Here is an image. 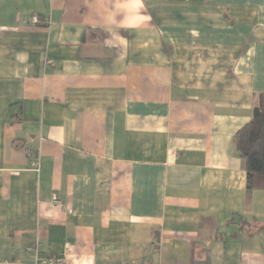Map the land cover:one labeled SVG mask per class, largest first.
Instances as JSON below:
<instances>
[{
	"label": "crops",
	"instance_id": "0c3cea01",
	"mask_svg": "<svg viewBox=\"0 0 264 264\" xmlns=\"http://www.w3.org/2000/svg\"><path fill=\"white\" fill-rule=\"evenodd\" d=\"M263 92L264 0H0V264H264Z\"/></svg>",
	"mask_w": 264,
	"mask_h": 264
},
{
	"label": "trees",
	"instance_id": "16d2710c",
	"mask_svg": "<svg viewBox=\"0 0 264 264\" xmlns=\"http://www.w3.org/2000/svg\"><path fill=\"white\" fill-rule=\"evenodd\" d=\"M235 145L245 161L248 190L264 189V92L255 102L252 118L237 131Z\"/></svg>",
	"mask_w": 264,
	"mask_h": 264
},
{
	"label": "built area",
	"instance_id": "2783aa9c",
	"mask_svg": "<svg viewBox=\"0 0 264 264\" xmlns=\"http://www.w3.org/2000/svg\"><path fill=\"white\" fill-rule=\"evenodd\" d=\"M30 21L32 23H38V22H40V18L37 15H34L31 17ZM52 62H53L52 60L47 61V63H50V64H52ZM31 167L33 169H35L36 171H39L40 170L39 160L38 159L32 160ZM53 200L59 202L56 195L53 197ZM38 246H39L38 244L32 245L31 247L28 248V250L29 251H33V250L38 251ZM32 264H68V263H67V260L65 258H59L56 256H47L45 259H40L38 257V255L36 254V257H35Z\"/></svg>",
	"mask_w": 264,
	"mask_h": 264
}]
</instances>
